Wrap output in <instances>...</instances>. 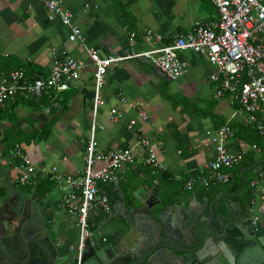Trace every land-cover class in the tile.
I'll list each match as a JSON object with an SVG mask.
<instances>
[{"label": "crops", "instance_id": "crops-1", "mask_svg": "<svg viewBox=\"0 0 264 264\" xmlns=\"http://www.w3.org/2000/svg\"><path fill=\"white\" fill-rule=\"evenodd\" d=\"M61 3L72 12L73 22L82 30L86 44L105 57L124 54L133 31L136 34L131 47L138 51L150 47L143 38L148 29L161 34L160 44H164L194 25L216 21L219 16L211 0H61ZM62 52L84 59L86 66L62 93L58 107H52L47 99L35 102L17 95L6 100L0 109V206L19 194L37 202L50 238L59 254L68 258L74 255L70 247L76 242L78 228L62 205L61 191L49 177L53 166L73 175H80L83 170L92 118L93 67L85 49L68 40L66 27L59 18L49 15L40 0H0V71L23 69L29 78L46 76L54 57ZM177 56L186 62V71L175 79L141 59L112 63L104 75L100 89L104 104L96 116L101 125L96 132L98 148L106 151L133 147L135 161L119 169L112 180L98 184L109 197L111 210L91 217L95 244L114 246L129 223L134 226L144 223L138 218L139 212L130 208L133 192L140 186L150 187L156 182L164 204L173 206L167 218L182 223L188 212L204 202L210 204L218 194L222 202L226 194L234 193L228 189L237 171L243 186L233 200L240 201L242 207L251 203L249 215L251 219L257 217L256 225L264 231V131L246 124V112L228 95H216L218 83L209 79L216 68L205 54L185 50L178 51ZM112 108L116 109L113 118ZM139 110L147 113L146 121L138 116ZM131 119L136 122L129 126ZM224 123L232 129L226 141L228 150L243 153L242 159L252 158L262 166L261 170L242 171L247 166L240 165L241 159L225 169L230 174L228 181L209 186L196 184L187 190L185 180L213 159L211 139ZM139 136H145L153 144L162 143L161 148L155 149L160 168L143 162L145 150L138 144ZM15 144L23 146L35 168L32 182L26 185L19 183V160L11 155ZM103 165L104 162H97L95 168ZM47 180L53 182L51 189L36 197L35 186ZM254 180L256 184L251 186ZM103 236L105 241L101 240Z\"/></svg>", "mask_w": 264, "mask_h": 264}, {"label": "built area", "instance_id": "built-area-1", "mask_svg": "<svg viewBox=\"0 0 264 264\" xmlns=\"http://www.w3.org/2000/svg\"><path fill=\"white\" fill-rule=\"evenodd\" d=\"M211 1L218 10L216 21L198 23L191 30L164 44H160L161 34L148 29L143 38L150 47L138 51L131 47L136 34L133 31L130 33V45L124 54L105 57L98 49L86 44L82 30L73 22L72 12L63 7L61 0H40L49 15L59 18L66 27L68 40L85 49L93 67L92 118L83 155V170L80 175H73L60 172L53 166L49 177L61 191L62 205L74 218L78 228L76 242L70 247L77 264H80L86 240L90 239L91 244H95L92 239L91 217L111 210L109 197L98 184L112 180L119 169L135 161L133 147L106 151L98 148L96 132L101 125L96 116L104 104L100 89L109 65L126 59H147L168 78L175 79L186 71V62L177 56L178 51L189 50L205 54L209 63L216 68V72L209 76L211 81L218 83L216 95H228L246 112L244 122L264 131V0ZM62 53L61 56L54 57L46 76L29 78L23 69L0 71V109L6 100L17 95L35 102L47 99L52 107H58L63 100L62 93L80 77L86 66L84 59ZM115 113L116 109H110L112 118ZM138 116L144 121L148 119L144 110H139ZM135 122V119H131L129 126ZM231 135L232 129L227 123L218 128L211 139L214 157L205 164L204 169L185 180L184 187L187 190L193 189L196 184L209 186L229 180L230 174L225 169L239 162L243 155L228 150L226 141ZM138 144L145 150L143 162L153 168H160L155 149L161 148L162 143L153 144L145 136H139ZM11 155L19 160V183L26 185L32 182L35 168L23 146L15 144ZM97 162H104V165L95 168ZM255 184L256 180L251 182V186ZM256 220L257 217H254L252 222L256 224ZM101 240L105 241V237H101Z\"/></svg>", "mask_w": 264, "mask_h": 264}, {"label": "water", "instance_id": "water-1", "mask_svg": "<svg viewBox=\"0 0 264 264\" xmlns=\"http://www.w3.org/2000/svg\"><path fill=\"white\" fill-rule=\"evenodd\" d=\"M261 168L254 164L242 171ZM242 186L222 202L220 194L210 204L204 202L188 212L182 223L167 218L173 206L164 204L156 182L140 186L133 192L130 208L139 212L144 223H129L114 246L92 245L87 239L80 264H264V231L252 222L251 203L242 207L233 200ZM119 202L123 203V195ZM0 264L77 262L73 256L59 254L39 204L19 194L0 206Z\"/></svg>", "mask_w": 264, "mask_h": 264}, {"label": "trees", "instance_id": "trees-1", "mask_svg": "<svg viewBox=\"0 0 264 264\" xmlns=\"http://www.w3.org/2000/svg\"><path fill=\"white\" fill-rule=\"evenodd\" d=\"M126 18H128V14H126L125 16ZM255 164V160H253L252 158H250L249 160L247 159H242L240 165L241 166H252ZM243 174L246 176V172H243ZM235 181L233 183V185H231V187L228 189L229 192H234L236 191L240 184L242 183V178H241V175L240 173L237 171L236 174H235ZM164 178H167L166 175H163ZM234 180V179H233ZM53 182L52 181H42L41 183L37 184L35 186V196L36 197H42L47 191H49L51 189V186H52Z\"/></svg>", "mask_w": 264, "mask_h": 264}]
</instances>
